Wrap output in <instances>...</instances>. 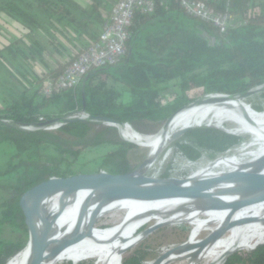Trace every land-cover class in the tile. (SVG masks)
Returning <instances> with one entry per match:
<instances>
[{
  "label": "trees",
  "instance_id": "trees-1",
  "mask_svg": "<svg viewBox=\"0 0 264 264\" xmlns=\"http://www.w3.org/2000/svg\"><path fill=\"white\" fill-rule=\"evenodd\" d=\"M203 1L233 17L232 25L225 32L187 14L180 0H167L164 5L158 3L152 14H136L122 61L94 73L84 88L81 81L76 88L46 97L40 94L41 84L35 92H24L12 103L0 107V145L8 156L6 167L0 169V264H19L16 258L27 247L29 232L19 205L25 191L52 177L77 174L85 150L101 145L115 147L103 155L98 170L129 172L135 167L129 151L138 147L122 139L114 126L94 131L100 122L96 120L64 123L57 130H27L19 124L74 116L84 109L89 116H106L129 123L125 126L142 134H151L186 104L214 94L242 95L264 85V0ZM0 12L24 24L31 32L43 20L54 17L93 32V25H103L106 21L103 13L109 17L111 10L108 0H90L83 10L74 0H0ZM3 51H12L26 68L25 59L29 56L23 49L16 48L12 42L0 48V53ZM0 62L4 64L1 57ZM62 72L55 70L51 76L56 78ZM124 90L129 92L128 101L123 99ZM258 96L264 100V91ZM252 106L264 112V105ZM1 120H10L16 126ZM199 125L169 144L171 157L189 163L205 156L215 159L231 153L244 142L242 135L225 128ZM174 161L171 160L169 170L162 172V176L175 173L171 169ZM82 203L73 197L56 222L55 230L69 226ZM144 225L138 229L145 228ZM7 227L11 232L9 238H4L1 235ZM149 254L143 242L125 253L121 261L122 264H148L145 261L154 255ZM224 264H264V243L246 255L229 256Z\"/></svg>",
  "mask_w": 264,
  "mask_h": 264
},
{
  "label": "water",
  "instance_id": "water-1",
  "mask_svg": "<svg viewBox=\"0 0 264 264\" xmlns=\"http://www.w3.org/2000/svg\"><path fill=\"white\" fill-rule=\"evenodd\" d=\"M103 69H109V67L98 68L89 72L82 80L83 88L94 73L102 71ZM263 91L264 85H261L242 95L230 96L224 94H214L198 99L192 103L186 104L177 112H175L170 118H168V120L158 132L162 131V133H166L170 122L180 111L193 106L213 102L217 100V95H223L232 99H245ZM82 112H85V110L83 109ZM245 116L249 119L246 113ZM84 119L101 121L107 123L108 125L114 126L126 125L125 123L113 120L106 116L75 117L62 115L48 120L38 121L31 125L19 124L18 126L23 129L33 130L47 128L54 124L70 123ZM1 121L7 125L16 126L10 120ZM197 126L192 125L180 130L174 135L172 140L181 136L187 130ZM162 149L163 147L159 148L156 154L149 155L139 168L133 169L126 173L116 174L106 170H100L94 172H82L65 177H52L25 191L20 197L19 205L23 210L25 224L29 232L28 243L31 246V259L29 264H43L45 261L54 264L61 253L82 240L91 239L94 242H101L102 239L104 240L105 238L94 236V234L91 233L79 232L77 230V225L89 209L111 200L128 199L140 201H159L176 198L198 199L204 203L206 209L215 211H229L222 224L213 232L209 233L204 238H201L199 242L190 244L189 240H186L181 244L170 247L160 253V255L151 264H170L171 262H169L168 258L173 254L181 255L194 250L196 252L202 251L212 242L221 239L232 227L238 225L239 222L232 220V215L235 212L247 205L264 200V156L256 161L255 165L253 166L254 169H250L249 166H243L238 170L227 171L217 175L199 176L193 174L186 178L146 175L145 172L148 166L155 162ZM228 184L237 185L230 192L242 195L243 198L241 200L237 202H227L222 199V196H225L229 192L220 188V186ZM157 185H162L163 188L156 191ZM85 189H93L94 192L84 200L78 212V217L76 219L74 228L64 239L58 243L56 248L48 254L46 252L47 239L59 218L63 202L72 193ZM58 194L60 206L59 211L56 213L52 212L47 215L48 199ZM169 224L171 223L168 221H157L141 230L138 229L134 236L136 241L129 248L123 251L121 254L122 259L125 253L130 249L135 247L155 231ZM106 228L109 227H96V229L99 230ZM229 256L230 254L224 258L221 264H224Z\"/></svg>",
  "mask_w": 264,
  "mask_h": 264
},
{
  "label": "rangeland",
  "instance_id": "rangeland-1",
  "mask_svg": "<svg viewBox=\"0 0 264 264\" xmlns=\"http://www.w3.org/2000/svg\"><path fill=\"white\" fill-rule=\"evenodd\" d=\"M1 63L2 62H0V64ZM125 98L126 99L129 98L128 94L125 95ZM244 101L251 106L252 104L264 105V100L261 99L258 96V94L249 96L245 98ZM232 107L233 106L224 107L225 112L229 113L228 115H225L226 118L224 117V115L215 114L213 116H208L202 119V121H199L200 123L198 122L193 125H199V124L215 125L218 127L225 128L229 130L230 132L242 135V137L244 138L243 139L244 142L239 147H236L231 153L225 154V156L223 155L215 159L205 156L195 163H191V162L189 163L185 159L175 160V158L171 157L172 151L171 149H167L169 146L168 145L167 147L162 149V151L159 153L155 162L152 164V166L148 170H146L145 174L148 176L186 178L193 174L199 175V176L217 175V174H221L227 171L238 170L242 168L243 166H249L250 169H254L253 167L255 165L254 162H256L259 158L264 156L263 154L264 153L263 152L264 151V138L261 135H259V133L256 130L251 128V131H250L249 129L250 127L246 128L248 126L243 122V118H244L243 113L238 108H235V107L232 108ZM55 108L56 107H54V109ZM51 109H53V107H51ZM82 115H83V112L76 114L74 116L81 117ZM262 116L264 117V112H262ZM236 118L238 119V121ZM108 126H114V125H108L107 123L100 121L95 125L94 131L101 130ZM114 127L117 128V131L120 137L124 139L125 141L131 142V143L137 142L135 140L133 141L130 138L129 140L125 139L122 135V131L120 130V128L117 126H114ZM158 131L151 133V134H147V135H156L155 133H157ZM130 137L134 138L132 135H130ZM130 140H132L133 142ZM134 144H136L138 147L130 150L128 156L130 158L131 163L135 166L134 169H137L144 162V160L149 156L150 151L155 147V145L150 144L148 146H140L137 143H134ZM114 147L115 146L113 145H101V146L93 147L89 150H85L84 155L81 159V164L77 167L78 173L100 171L98 169L101 166L103 155L108 153L110 150L114 149ZM7 159H8V156L3 153L1 149V145H0V169H4L6 167ZM172 159L173 161L174 160L175 161L173 162L172 164L173 166L171 167V169H173L175 173L169 176H164V175L162 176L161 175L162 172L165 173L167 170H169L170 162ZM181 166L183 169H181ZM81 192L84 194H82L81 197H79L78 199H81L83 201L85 197L89 194V191L82 190ZM58 199L59 197H54L48 201L47 210L49 212H52L55 209V207H57ZM139 203L141 202L130 200L127 202L122 201L115 205L108 206L106 209H104L101 216L95 222V227L97 226L98 227H108V226L115 227L117 225H120L121 223H123V221L126 220V218H128L132 213L136 211L135 207ZM82 204L80 205V207L82 206ZM77 216L78 214L75 216V218ZM234 218L237 220L242 219L241 216L239 215H235ZM211 219H212V215L206 212L191 213V212H185V211L182 213H179L178 215H175V214L170 215L169 213H164L155 218H152L147 223H145L144 226L146 227L150 226L157 221L158 222L168 221L171 224L160 228L159 230L155 231L150 236H148L146 239L140 242V243L145 242V244L147 245V249L150 251L149 256L154 254L148 259V261L146 260L145 262L148 264H151L164 250L170 247L176 246L178 244H181L185 242L186 240H190L191 242L200 241L201 238H204L209 233L213 232L217 227H219L225 218H222L215 222H210ZM251 225H252L251 223H247L244 225H238L232 228L229 232H227L221 239H234L235 237L247 231ZM10 232H11V229L7 227L3 231L1 236L4 238H9ZM135 241L136 240L134 239V237H128L123 242L121 246V250L124 251L125 249L129 248ZM263 242H264V236H260L257 238V240H255L251 244V248H248L251 250L241 251L240 249L239 251H234L233 253H231L230 256L232 255L241 256V254L246 255L248 252H251L258 245H260L259 243H263ZM132 249H135V247H133ZM219 249H220V246H217L216 248H214L212 245H210L205 250H203V252L201 253H198V254L188 253V254L180 255L176 257L174 260H172L170 264H192V262L196 260L198 257H200L203 253L207 251H217ZM153 257H156V258H153ZM68 260L72 261V264H81V263L87 264L90 262L94 264L96 261V258L82 257L76 260V259H73L72 257L61 256L55 262V264H68L69 263ZM211 260H212V256L208 255L195 264H210Z\"/></svg>",
  "mask_w": 264,
  "mask_h": 264
},
{
  "label": "bare ground",
  "instance_id": "bare-ground-1",
  "mask_svg": "<svg viewBox=\"0 0 264 264\" xmlns=\"http://www.w3.org/2000/svg\"><path fill=\"white\" fill-rule=\"evenodd\" d=\"M216 98L217 100L213 102L203 105L193 106L191 108H187L180 111L174 116V118L170 122L166 133H162V131H160L158 133H155L157 136L136 132L135 130L128 128L125 125L123 126L115 125V126L123 130L128 138L132 139L133 141L134 140L137 141L134 143L147 144V145L154 144L155 147L149 153V155H154L156 154L159 148L167 147L173 141L172 138L174 137V135L180 130L189 127L193 124H196L208 116L220 114V115H224L225 117V115H228L229 113L225 112L224 107L233 106L235 108H238L243 113L244 115L243 122L248 126L246 128L250 127L249 128L250 131L251 128L256 130L259 133V135H261L264 138V117L262 116V113L258 112L256 109H254V107L246 103L244 101L245 99H239V98L232 99L223 95H217ZM245 113L248 115L249 119L246 118ZM127 131L131 132V135L134 138H131ZM152 164L148 166L147 170L152 166ZM263 173H264V168H263ZM235 186L237 185L228 184V185L220 186V188L225 189L229 192L225 196H222L223 200L227 202H237L243 198V196L240 194H234L230 192ZM161 188H163L162 185H157L156 191L160 190ZM85 190L89 191V194L85 197V199L88 196L92 195L94 192L93 189H85ZM80 191L72 193L69 197L66 198V200L62 204V210L59 215V218L68 207L69 203L71 202V199H73V197H75V195H77ZM122 201L127 202L130 200L115 199L92 207L91 209L88 210V212L84 215V217L77 225V230L79 232L91 233L94 234V236L105 238L104 240L102 239L101 242H94L91 239L82 240L79 243L66 249L63 253L60 254L59 257L61 256L74 257L76 258V260L82 257L96 258L94 264H120L122 260L121 254L123 253V250H121V246L123 242L128 237H130L131 234L135 232L139 227L147 223L152 218H155L164 213H169L170 215H174V214L178 215L179 213H182L184 211L191 213L206 212L212 215V219L210 222H215L222 218H226L229 212L228 210L215 211V210L206 209L204 203L198 199L176 198V199L159 200V201L133 200L137 202L140 201L141 203L137 204V206L135 207L136 211L132 213L128 218H126V220L123 221V223L113 228H106L103 230L96 229L95 222L101 216L104 209H106L108 206L115 205ZM50 213L52 212H49L47 210V215H49ZM235 215L241 216L242 219L239 220L235 219L234 218ZM77 217L74 219L73 222H71L69 226L63 229L55 230V226L53 227L46 243V252L48 254L52 252L56 248L58 243L72 231V229L75 226ZM232 220L239 222L238 225H244L247 223H251L252 225L248 228L247 231L235 237L234 239H219L218 241L212 242L210 245H212L214 248L220 246V249L217 251H207L203 253L200 257L194 260L192 264L199 262L201 259H203L205 256L208 255L212 256V260L210 264H221L224 258L229 254H231L232 252L238 251L240 249L251 248V244L255 240H257L258 237L264 236V200L247 205L242 209L238 210L232 215ZM189 243L193 244L197 242H191L189 240ZM210 245H208L207 247H209ZM203 250L200 252H196L194 250L184 254H188V253L198 254L203 252ZM178 256L180 255L177 254L171 255L168 258L169 262H171ZM59 257L56 259V261L59 259ZM30 259H31V246L29 243H27L26 249L16 258V260H20L19 264H29ZM43 264H51V262L45 261Z\"/></svg>",
  "mask_w": 264,
  "mask_h": 264
},
{
  "label": "crops",
  "instance_id": "crops-1",
  "mask_svg": "<svg viewBox=\"0 0 264 264\" xmlns=\"http://www.w3.org/2000/svg\"><path fill=\"white\" fill-rule=\"evenodd\" d=\"M74 1L81 10L86 9L90 4V0ZM108 1L110 10H112L116 0ZM78 13L80 15V11ZM103 14L107 20L109 17L105 12ZM103 25H93L92 32L84 26L78 28L75 23H65L54 17L48 21L43 20L41 26L31 32L24 24L0 12V48L13 42L16 48L23 49L25 55L29 56L25 59L26 68H24V63L20 62L18 58L16 59L12 51L0 53V57L4 62V64H0V107L12 103L24 92H35L43 84V82H35L36 79L42 78L44 81V78L51 76L53 71H63L70 60L89 41L100 35ZM126 94L129 96V92L124 90L123 99L128 101L130 96L126 99ZM124 135L129 139L125 133ZM138 144L148 146L147 144ZM79 197H81L80 194L75 195V198ZM58 208L59 199L53 212H56Z\"/></svg>",
  "mask_w": 264,
  "mask_h": 264
},
{
  "label": "built area",
  "instance_id": "built-area-1",
  "mask_svg": "<svg viewBox=\"0 0 264 264\" xmlns=\"http://www.w3.org/2000/svg\"><path fill=\"white\" fill-rule=\"evenodd\" d=\"M166 2L167 0H116L100 35L89 41L56 78L46 76L41 94L51 97L63 90L76 88L94 69L120 63L128 50L130 27L136 14H152L158 3L164 5ZM180 3L187 14L212 23L221 32H225L232 25L233 17L229 13L218 12L203 0H180ZM82 116L89 117L85 112ZM63 124H54L47 129L57 130Z\"/></svg>",
  "mask_w": 264,
  "mask_h": 264
}]
</instances>
